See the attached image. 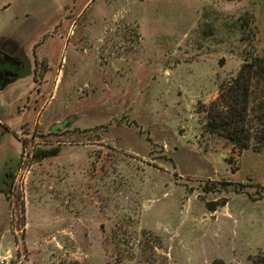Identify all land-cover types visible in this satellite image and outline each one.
<instances>
[{
	"label": "rangeland",
	"instance_id": "1",
	"mask_svg": "<svg viewBox=\"0 0 264 264\" xmlns=\"http://www.w3.org/2000/svg\"><path fill=\"white\" fill-rule=\"evenodd\" d=\"M5 45L0 264H264V148L203 112L264 58V0H0Z\"/></svg>",
	"mask_w": 264,
	"mask_h": 264
},
{
	"label": "trees",
	"instance_id": "2",
	"mask_svg": "<svg viewBox=\"0 0 264 264\" xmlns=\"http://www.w3.org/2000/svg\"><path fill=\"white\" fill-rule=\"evenodd\" d=\"M203 109L208 132L242 151L251 140L264 148V58L244 57L236 77L222 83L217 99Z\"/></svg>",
	"mask_w": 264,
	"mask_h": 264
},
{
	"label": "flooded vegetation",
	"instance_id": "3",
	"mask_svg": "<svg viewBox=\"0 0 264 264\" xmlns=\"http://www.w3.org/2000/svg\"><path fill=\"white\" fill-rule=\"evenodd\" d=\"M18 51L11 45L1 46L0 50V72L2 83L5 79H10L22 71V65H18L14 56L18 55ZM52 131V130H51ZM53 132V131H52Z\"/></svg>",
	"mask_w": 264,
	"mask_h": 264
},
{
	"label": "water",
	"instance_id": "4",
	"mask_svg": "<svg viewBox=\"0 0 264 264\" xmlns=\"http://www.w3.org/2000/svg\"><path fill=\"white\" fill-rule=\"evenodd\" d=\"M14 58L17 61L16 63L18 65H22V71L10 79L3 80L2 83H0V91L3 90L9 84L15 82L16 80L24 78L30 74V65H29L27 58L23 57L20 54L14 56ZM0 76H1V72H0ZM0 80H1V77H0Z\"/></svg>",
	"mask_w": 264,
	"mask_h": 264
},
{
	"label": "crops",
	"instance_id": "5",
	"mask_svg": "<svg viewBox=\"0 0 264 264\" xmlns=\"http://www.w3.org/2000/svg\"><path fill=\"white\" fill-rule=\"evenodd\" d=\"M16 82V81H15ZM14 83V82H13ZM11 83V84H13ZM10 85V84H9ZM10 216V215H9ZM2 219L1 215H0V220ZM8 221H9V217H8ZM7 239L5 237L4 232L0 233V258L4 257V255L6 254V250H7V245H6Z\"/></svg>",
	"mask_w": 264,
	"mask_h": 264
},
{
	"label": "built area",
	"instance_id": "6",
	"mask_svg": "<svg viewBox=\"0 0 264 264\" xmlns=\"http://www.w3.org/2000/svg\"><path fill=\"white\" fill-rule=\"evenodd\" d=\"M0 263H2V262H0Z\"/></svg>",
	"mask_w": 264,
	"mask_h": 264
}]
</instances>
